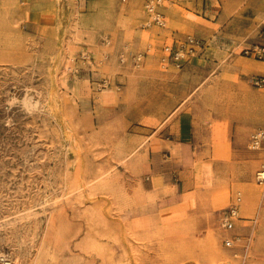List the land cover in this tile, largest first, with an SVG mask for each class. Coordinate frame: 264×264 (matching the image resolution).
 Returning <instances> with one entry per match:
<instances>
[{"label":"rangeland","instance_id":"374dc122","mask_svg":"<svg viewBox=\"0 0 264 264\" xmlns=\"http://www.w3.org/2000/svg\"><path fill=\"white\" fill-rule=\"evenodd\" d=\"M145 21L142 0H0V264H242L222 227L238 192L245 264H264V151L249 149L264 64L234 85L151 55L136 68ZM216 128L228 141L208 149ZM178 137L192 149L154 172L155 146Z\"/></svg>","mask_w":264,"mask_h":264},{"label":"crops","instance_id":"0c3cea01","mask_svg":"<svg viewBox=\"0 0 264 264\" xmlns=\"http://www.w3.org/2000/svg\"><path fill=\"white\" fill-rule=\"evenodd\" d=\"M176 9L179 10L178 13L173 12ZM165 15L168 23L167 28L152 27L145 29L142 26L144 33H149L146 35L147 37L143 38V41L146 40L147 42L144 48L145 51L130 53L133 57L139 53L146 52V49L150 47L154 48L152 53L145 56L142 67H145L147 59L153 56L159 60L161 68V49L163 46L166 43L173 42L176 39H184L187 36H195L204 40L205 48L203 52L179 70L174 68L163 70L161 68L162 71L173 73L179 72L187 66L199 67L206 70L208 74H212L209 80H214L218 77L222 79L223 77V81L227 84L234 85L236 78L244 80L248 75L258 72V64H264V60H257L241 54L243 49L254 46L251 43L258 41L259 29L264 26L262 0H179L175 6H169V8L165 9ZM170 22L173 25H170ZM163 32L167 33V35L163 36ZM155 33L156 43L153 41ZM137 37L136 30L131 44L141 41ZM162 40L164 41L162 42L163 44L160 43ZM243 64H250L252 67L247 68ZM255 75H258V73ZM200 121H203V119H200ZM190 132L192 134V130ZM191 134L189 135L190 138ZM226 137L224 129L216 128L212 130L207 136L208 144L210 145L208 149H214L212 147L214 144L226 143L228 141ZM180 138H176L175 141L160 139L161 141L155 146L159 150L156 151L153 158L152 168L154 172L159 173L162 164L165 167L170 165L164 164L162 160L161 153L166 149H180V151L181 149H192L188 142H181ZM182 160L185 165H190L191 161L187 150L184 151ZM167 187L165 182L156 191L166 190ZM182 201L183 196H179L176 199L165 200L161 205L169 208L172 205L182 203Z\"/></svg>","mask_w":264,"mask_h":264},{"label":"built area","instance_id":"2783aa9c","mask_svg":"<svg viewBox=\"0 0 264 264\" xmlns=\"http://www.w3.org/2000/svg\"><path fill=\"white\" fill-rule=\"evenodd\" d=\"M144 3V10L146 15V21L143 28L149 29L152 27H158L160 29L167 28V19L165 15V9L169 6H175L179 0H142ZM127 2V0H123ZM205 48V41L195 36H187L184 39H176L173 42L166 43L161 49V68L163 70L168 69H181L186 63H189L193 58L197 57L203 52ZM153 47L146 49V52L139 53L132 57L134 66L140 68L144 58L147 54L152 53ZM241 54L246 57H251L257 60H264V45H254L248 49H243ZM121 62H125L122 58ZM109 83L103 82L104 86ZM252 86L257 90H264V74L254 75L251 78ZM249 149L253 152L264 151V130L255 131L250 138ZM255 183L257 186L264 188V162L261 164L260 169L255 174ZM242 194L237 193L234 201L228 207L227 211L222 217V227L226 232V236L223 240L224 247L226 249H241L242 264H245L250 250V237H242L237 235L238 223L242 220L240 211L242 208ZM239 255L236 254V257Z\"/></svg>","mask_w":264,"mask_h":264},{"label":"bare ground","instance_id":"6f19581e","mask_svg":"<svg viewBox=\"0 0 264 264\" xmlns=\"http://www.w3.org/2000/svg\"><path fill=\"white\" fill-rule=\"evenodd\" d=\"M258 69H260L259 67H258ZM0 260L1 261H5V259H4V257L2 256V257H0ZM8 264V263H7Z\"/></svg>","mask_w":264,"mask_h":264}]
</instances>
